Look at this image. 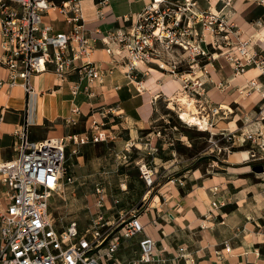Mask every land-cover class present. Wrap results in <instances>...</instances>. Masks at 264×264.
Listing matches in <instances>:
<instances>
[{
    "label": "built area",
    "instance_id": "built-area-1",
    "mask_svg": "<svg viewBox=\"0 0 264 264\" xmlns=\"http://www.w3.org/2000/svg\"><path fill=\"white\" fill-rule=\"evenodd\" d=\"M238 2L264 7V0H149L141 12L123 17L121 27L90 39L82 30L83 0H0V63L9 74L6 84L10 88L21 85L29 93L31 78L49 71L60 78L76 72L79 82H102L112 68L103 69L90 60L96 50L95 41H100L110 57L109 64L126 67L138 93L147 90L140 76L141 67L154 64L164 74L181 81V94L201 98L205 90L195 72L202 69L206 60L223 58L232 68L233 79L249 68L257 69L258 75L247 80L241 92L249 95L257 91L264 99V51L255 48L253 40L240 39L242 31L234 21L239 14ZM109 4L110 0H99L98 15L105 14ZM50 11L60 12L72 30L55 31L52 24L45 22ZM178 50L183 52L181 57L176 54ZM185 66L189 71H185ZM78 89L76 84L73 93ZM204 107L206 112L197 116L207 130H212L216 117L225 116L228 109L221 105ZM95 112L90 131L82 135L33 141L26 129L16 132L17 156L0 163V264H198L188 246L159 244L142 235L137 212L128 220H104L107 195L100 184L94 188L89 228L80 230L76 219L62 229L56 228L51 202L63 187L75 181L72 156L87 144L108 140L102 128L112 115H120L112 106H102ZM73 113L81 112L75 108ZM259 117L264 126V106ZM223 136L231 143L223 148L228 153L246 142L264 146L262 127L238 136ZM252 156L256 158L253 152ZM144 175L151 184L153 174ZM213 191L217 192L218 186ZM219 203L213 202V208H218ZM135 238L139 249L119 258L122 245ZM226 248L230 250L228 245ZM214 252L218 260L224 258L223 250Z\"/></svg>",
    "mask_w": 264,
    "mask_h": 264
},
{
    "label": "crops",
    "instance_id": "crops-1",
    "mask_svg": "<svg viewBox=\"0 0 264 264\" xmlns=\"http://www.w3.org/2000/svg\"><path fill=\"white\" fill-rule=\"evenodd\" d=\"M98 1L83 0L85 23L82 30L90 39L99 38L104 32L121 27L123 17L141 12L149 3V0H110L105 14L98 15ZM201 4L207 5L204 1ZM237 9L239 14L234 21L242 31L240 39L253 40L256 42L255 48L264 51V7L238 2ZM45 22L52 24L57 32L68 33L72 30V26L65 22L64 16L58 11H50ZM95 46L96 50L90 60L103 69L111 67L112 71L107 72L102 82L93 84L87 79L79 82L76 72L60 78L49 71L31 78L32 90L28 93L21 85L10 88L6 84L9 74L0 63V82L3 81L0 85V163L17 156L15 134L18 130L26 129L33 141L64 138L74 133L82 135L90 131L92 113L102 106L115 107L120 113L112 115L102 128L109 136L102 144L114 142L118 146L137 140L145 131L153 128L159 104L173 100L180 93L181 81L164 74L154 64L141 67L140 76L147 90L138 93L135 82L127 73L128 69L123 66L112 67L109 64L110 57L100 41H95ZM2 55L0 39V58ZM79 63L80 61L77 62ZM201 65L202 69L195 72L205 90L200 102L209 107L221 105L228 109L225 116L221 114L216 117L212 129L215 131L214 135L238 136L257 126L264 129L259 119L260 108L264 106L261 94L253 91L245 95L241 92L246 81L258 75L257 69L249 68L244 75L233 79L232 68L223 58L206 60ZM76 84L79 89L74 94ZM220 84H223L222 89L219 88ZM75 108L81 113H73ZM95 115L99 118L98 113ZM232 140L234 139L231 137ZM252 152L256 156H262V159L254 158ZM259 165L264 167V146L246 142L241 146L236 145L232 152L219 160H214L211 166L216 169L208 175H198L196 172L199 170H196L193 175H186L178 182L169 176L167 170L170 166H166L163 168L166 173L162 177L165 179L160 182L159 189L155 192L148 189L142 198L130 205L126 213L131 216L137 212L143 226L142 235L157 243L188 246L198 259V264H230L237 261L244 264H264V234L259 227L260 222L246 221V217L253 211L256 213V210L242 209L245 204L247 209V203L250 202L253 207L262 208L260 213L264 214V171H253ZM142 166L148 168L145 163H141L140 167ZM215 186H218L217 192L213 191ZM125 189V194H128L129 188L124 185L123 190ZM215 201L220 202L219 207L208 208V203ZM233 201H236L237 207L234 210L226 209ZM237 212L238 215H245L241 219L246 227L244 231L248 229L251 232V239L236 240L222 234L202 235V227L207 229L208 221L212 219L210 222L213 223L217 217L219 225L233 229V219ZM234 232L239 234V231ZM137 242V239L132 240L130 246ZM224 245L231 247L232 254H226L223 250L225 256L218 260L214 250L210 248H223ZM128 256L130 255L120 254L119 258Z\"/></svg>",
    "mask_w": 264,
    "mask_h": 264
},
{
    "label": "rangeland",
    "instance_id": "rangeland-1",
    "mask_svg": "<svg viewBox=\"0 0 264 264\" xmlns=\"http://www.w3.org/2000/svg\"><path fill=\"white\" fill-rule=\"evenodd\" d=\"M176 54L181 57L183 52L178 50ZM185 71H189V69L186 68ZM177 98H183V100L177 102ZM185 99L192 103L189 107L190 110L184 101ZM199 99L200 97L189 98L185 94L177 95L173 100L159 104L153 128L145 131L137 140L125 142L118 146L114 142L107 144H102L103 142L91 143L85 145L76 155L72 156L71 162L75 163L72 168L75 169L73 171H75L74 176L77 179L74 183L62 188L59 195L53 198L50 208L51 218L56 228L62 229L74 219L78 221L80 230L83 232L89 228L94 212V209L91 208L94 205L93 192L97 184L103 186L107 195L103 209L104 220L119 222L129 219L130 214H127L126 211L130 205L137 202L138 198H142L148 189H152V192L159 189L160 182L165 179L162 177L166 173L163 170L166 166H170L167 170L169 176L174 177L178 182L186 175H193V171L196 170H199L196 172L198 175L213 173L216 169V167L211 166L214 160L217 161L228 154L223 149L231 144L228 142V137L220 134L214 135V130H199V126L179 119V115L184 111L195 113L198 103L205 106ZM206 110L205 108V112ZM157 131L160 132L159 135ZM234 149L235 147L231 150ZM76 157L80 158L77 159ZM261 157L256 156V159L260 160ZM141 163H145L149 169L151 168L150 170H154L151 184L145 180V172L140 167ZM124 185L127 189L129 188L128 194H125L126 189L123 190ZM129 193L132 195L129 196ZM134 198L136 201L133 202L132 199ZM235 202L233 201L226 209L234 210L237 207ZM208 204V208H213L212 203ZM247 205H249L247 209L246 204L245 208L242 209L256 210V213L253 211L248 215L249 217H246V221L260 222L259 227L264 234V214L260 213L262 208L253 207L250 202ZM243 216L245 217L242 214L238 215L237 212L233 219L235 225L233 229H226L219 225V217L213 223L210 222L213 221L211 219L206 224L207 229L205 226L202 227L204 233L201 234L205 236L222 234L227 238H236V240L251 239V232L248 229L244 231L246 227L243 226L244 221L241 219ZM234 231H239V234H234ZM126 244V247H124L125 244L122 245L118 256L130 254L133 249H139L136 243L131 245L132 247L130 244ZM223 248L212 247L210 249L214 251L224 250L226 254H232L231 247L230 250H227L225 245ZM262 249L263 252L264 248Z\"/></svg>",
    "mask_w": 264,
    "mask_h": 264
},
{
    "label": "bare ground",
    "instance_id": "bare-ground-1",
    "mask_svg": "<svg viewBox=\"0 0 264 264\" xmlns=\"http://www.w3.org/2000/svg\"><path fill=\"white\" fill-rule=\"evenodd\" d=\"M178 95H182L181 93L180 94H178ZM183 100V98H177V102H180V101H182ZM186 103H187V106H188V109H189V107H191V105H192V103H189L186 99L184 100ZM196 107H197V109H196V112L194 113H192V111H184V112H182L181 114H180V117H179V119H182V120H185V121H187V122H191L193 125H197V124H200L199 125V130H207L206 129V124H205V122L204 121H202L201 120V118L200 117H198L197 116V113H200V112H205V107L204 106H202L201 104H197L196 105ZM172 108H174V107H172ZM190 110V109H189ZM141 169L146 173V174H148V176H150L151 174H153L154 173V171L153 170H150V169H148L146 166H142L141 167ZM52 216V215H51Z\"/></svg>",
    "mask_w": 264,
    "mask_h": 264
},
{
    "label": "water",
    "instance_id": "water-1",
    "mask_svg": "<svg viewBox=\"0 0 264 264\" xmlns=\"http://www.w3.org/2000/svg\"><path fill=\"white\" fill-rule=\"evenodd\" d=\"M253 171L256 173H262L264 171V167L262 165L256 166Z\"/></svg>",
    "mask_w": 264,
    "mask_h": 264
}]
</instances>
